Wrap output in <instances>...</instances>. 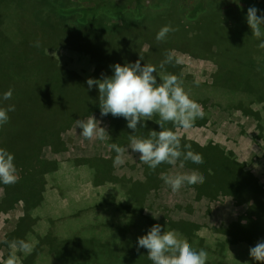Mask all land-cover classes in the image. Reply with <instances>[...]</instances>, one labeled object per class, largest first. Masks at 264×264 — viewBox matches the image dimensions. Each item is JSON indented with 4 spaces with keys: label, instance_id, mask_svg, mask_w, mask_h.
Wrapping results in <instances>:
<instances>
[{
    "label": "trees",
    "instance_id": "obj_1",
    "mask_svg": "<svg viewBox=\"0 0 264 264\" xmlns=\"http://www.w3.org/2000/svg\"><path fill=\"white\" fill-rule=\"evenodd\" d=\"M44 1L41 7L39 2H37L38 5L19 3V6L23 5L26 9L21 8V11L16 14L15 22V19L9 16L7 6L18 4L11 0H0V12L2 11L3 14L0 15V93L9 89L13 90L12 99L3 102L0 107H6L10 103L15 105V111L9 113L8 123L0 127V148L14 154L20 177L13 185L0 184L5 188L7 198L5 203L21 200L28 206L41 204L40 191L45 188L46 176L54 174L59 165L54 160L45 159L42 155L43 151L48 146L55 152L64 150L66 144L63 133L71 128L76 120L94 112L100 113L98 89L94 86L92 90H88L86 81L89 78L102 79V74L111 76L113 73L110 65L119 63L123 66L139 60L142 66L146 63L151 64L162 74L176 75L190 98L201 106L203 116L196 120L194 126H204L210 120L208 101L211 98L208 97L207 92L212 94L215 90L232 98L233 108L240 109L245 114H250L246 106L251 100L264 106V97L259 93V89L247 85L237 87V92L232 93L228 81L223 80L237 67L254 63L263 54L264 49L258 47L259 40L252 37L246 15L247 10L253 6L258 9V16L264 15V0ZM212 10L219 15L214 18L206 17ZM128 14L134 15L137 20H145L149 17L151 21L134 29L102 38L77 34V31L71 30L67 23L71 21L77 27H86L89 24L96 26L95 23L100 18L121 19ZM8 18L11 19L8 20ZM55 20L58 21L55 25L49 24ZM18 21L23 25L24 32L16 35L11 25ZM165 25H170L175 30L170 32L164 41H156L157 32ZM66 35L70 37L63 39ZM60 44L75 47L71 53L86 57L88 68L92 70L89 72L88 68L85 70V67L64 66L62 62L64 56L55 57L44 54L45 50ZM144 44H148L147 50L143 48ZM173 50H180L193 57L214 62L218 67L214 84L205 85L195 82L193 77L182 73L174 61L166 64L164 69H160L159 66L166 54L172 53ZM157 81L159 82V77ZM210 88L214 89L210 90ZM255 115L259 121H263L262 116L259 117L258 113ZM107 117L113 123L111 138L114 141L111 139L110 144L116 142L123 148L130 142L129 135L135 134L137 137L147 138L150 131L162 130L155 122L159 119L158 115H153L152 120L144 121V127L138 125L136 133L127 127L123 117H113L111 114ZM164 127L175 132L177 130L173 128L171 122L165 123ZM180 140L181 150L184 144H191V150L202 157L203 163L199 167L191 162H185V166L196 169L205 177L202 185L195 186L199 198L214 199L225 195L248 206L247 213L224 230L229 243H235L234 239L238 234L241 238H245L248 228L253 223L251 214L264 209V186L248 169L247 164L238 159L235 152L214 142L201 145L185 138ZM115 155L114 152L113 159ZM99 164L107 166V171H103ZM169 166L162 163L153 171L146 165V183L133 185L127 191H122L121 194L124 195L122 202L114 207L127 206L128 210L133 211V216L137 212L135 215L139 220L152 224L150 216L141 215L144 211V198L150 189L160 185L159 176L168 170ZM96 167L100 176L102 174L108 176L113 171V160L98 162ZM125 184H131V182ZM131 194L137 199L131 197ZM125 218L127 220L125 224H129L132 217ZM135 220L136 225L130 230L128 239H121V235L124 236L128 232L120 231L117 232L119 233L118 241L109 239L105 231H103L105 236H99L102 242L94 239L100 244L99 251L102 250L101 253L105 254L106 259H114L117 263L119 260H128L124 251H121L122 255L118 254V251L119 249H136L135 230L142 223ZM241 221L247 223L242 224ZM162 223L160 225L165 227L178 226L171 224L168 220ZM191 224L193 223L185 224V228H178L180 231L183 230L180 234L182 233L189 240L197 238L196 229L192 228ZM121 225L120 229L123 228ZM94 253L89 254V250L79 248L77 260L65 264H94L91 261V258L97 255ZM62 255L66 256L65 252L61 251L60 258L63 257ZM82 258L84 260H78ZM136 264L151 263L139 262L138 259Z\"/></svg>",
    "mask_w": 264,
    "mask_h": 264
},
{
    "label": "rangeland",
    "instance_id": "obj_2",
    "mask_svg": "<svg viewBox=\"0 0 264 264\" xmlns=\"http://www.w3.org/2000/svg\"><path fill=\"white\" fill-rule=\"evenodd\" d=\"M11 1L18 4L16 6H7V12L11 18L15 19V22L16 14L21 11V8L26 9L23 5L19 6V3L36 5L39 2L41 7L45 2L44 0ZM26 7L31 6L26 5ZM1 12L0 15H3ZM210 13L206 17L214 18L219 15L215 10H212ZM11 18H8V20ZM150 21L149 17L145 20H137L134 15L128 14L121 19L100 18L95 23L97 24L96 26L89 24L86 27H77L71 21H67V23L71 30L77 31V34L92 38H102L134 29ZM55 22L58 21L55 20L49 24L55 25ZM11 28L16 35L17 33L21 34L24 32L23 25L19 21L12 24ZM50 31L52 32V30ZM69 37V35H66L63 39H68ZM73 48L75 47L69 44H60L45 50L44 54L55 57L62 55L64 56V60H62L65 64H63L64 66H71L73 68L85 67V70H87V58L71 53L72 50H75ZM143 48L147 50L148 44H144ZM172 55L176 66L186 76L193 77L194 81L199 84H214V78L217 76L218 71V67L214 62L208 59L193 57L180 50H174ZM11 56L12 54L10 53ZM263 56L264 52L255 60L256 62L254 61V63L252 62L245 67L242 65L237 67L234 72L223 79L228 81L229 89L232 93L237 92V87L248 85V87L259 89V93L263 94L264 97ZM88 70L90 72L92 69L88 68ZM207 94L211 99L208 101L210 120L204 126L206 128L205 138L214 139L217 141V144L229 151H237L238 155L235 154L238 159L247 164L248 169L255 174L260 180L261 185L264 186L263 104L257 103L254 100L249 101L246 110L250 114H245L240 109H234L233 99L222 95L221 92L214 90L212 94H209V92ZM256 113L259 114V117L262 116L263 121H259L255 115ZM89 116L96 118L98 129L99 127L103 128L101 133L103 138H101V135H96L90 140L83 138L80 135V130L75 125L76 122L71 126V128L76 126V133L74 135L70 134L71 128L63 133L66 144L64 151L65 149L68 151L69 149H75L68 155L58 156L57 159L60 160L58 170L54 174L46 176L45 188L40 191L42 205L40 209H36H43L42 213L45 215V218L40 212V223L37 222L31 227H26L23 232L20 230L21 235L19 237H16L17 235L15 236L14 234L8 236L6 239L7 243L13 239H29L34 243L32 253L27 256L20 255L18 264H65L67 262H74L77 260L79 248L89 250V254L93 252L97 254L91 258L94 264H121V262L123 264H136L138 259L139 262L147 263L149 261L152 264L147 258L148 251L146 249L141 248L137 251V238L146 235L152 225L157 223L163 224L162 222L166 220L178 226L174 228H171L169 225L167 227L162 226V231L175 230L180 233L183 230L180 231L178 228H185V224L193 223L191 225H193L192 228L196 229V237L198 239L189 240L182 233L181 235L187 239L194 249L199 250L203 248L207 251L208 259L206 264H258V262L250 257L249 249L254 247L259 241L264 240V209L251 214V222L253 223L248 228L245 238H241L238 234L235 236V243H229L226 240L224 230H227L233 223L239 221V218L248 211L246 204H241L230 196L221 195L214 199L206 197L202 200V203H194L192 202V198L194 196L196 198L195 192L193 195L192 191L185 189V187H182L183 189L181 188L177 193H172L168 189L158 193H147L146 198H144V211L141 212V215L150 216L152 224L139 220L138 216L136 217L135 215L137 212L133 216V211L128 210L129 207L127 206H121V208L114 207L118 205L120 200L122 202V198L124 197L121 194L122 191L118 190V188L121 189L122 185L128 181H131V184H125L122 188L127 189L133 186V183L137 184L135 181L138 179L139 174L142 173L141 167H143V164L139 161V153H134L131 149H125L121 156L123 163L115 167L113 166V171L108 176H103V174L100 176L97 173L98 167L96 166L98 162L96 161H74L75 159L84 158L85 155L89 154V152L83 149V145H86L88 149L92 147V150L95 149L98 152L104 149L111 156L114 154V151L110 148L111 139L114 141L111 138L112 121L101 116L99 112L89 114L83 117L82 120ZM224 125L226 126L223 128ZM109 126L111 127L110 131ZM243 126L247 127V130L251 129V132H247L246 129L243 131ZM228 127L231 130H226ZM261 130H263L262 133ZM201 131H199V135ZM182 134L183 132H179L178 136H184ZM238 135H242V140L238 139ZM53 152V148L48 146L44 149L43 156L48 160H54L55 154ZM99 167L103 171H107V166L99 164ZM176 170H179V166H175L173 172L175 173ZM108 188L110 190L107 192L106 189ZM2 191L0 190V194ZM131 197L137 199L133 194H131ZM6 214L0 213L3 220L0 222V226H4V220L7 219ZM46 216L49 220L53 221L43 225ZM126 216L132 217L129 224L124 223V221H127ZM135 219L142 223L135 230L134 238L136 240L134 244L136 249H119L118 254L122 255L121 251H124L127 254L126 258L128 260H119L117 263L114 259H106L105 254L101 253L102 250L99 251L100 247L98 246L100 244L96 243L94 239H99L102 242L101 237L105 236L103 231L113 241L119 240L117 236L119 234L117 233L118 231L128 232L120 237L123 240L128 239L130 230L136 225ZM120 225L123 227L122 229L119 228ZM104 226L107 227L105 228ZM91 239L93 240L90 242ZM7 243L0 245V264H3V261L9 254ZM61 251L65 252L66 256L62 255L63 257L60 258ZM86 257L89 256L86 255ZM78 260H84V258Z\"/></svg>",
    "mask_w": 264,
    "mask_h": 264
},
{
    "label": "clouds",
    "instance_id": "obj_3",
    "mask_svg": "<svg viewBox=\"0 0 264 264\" xmlns=\"http://www.w3.org/2000/svg\"><path fill=\"white\" fill-rule=\"evenodd\" d=\"M257 13L256 7H250L246 20L252 37L259 40L258 47L264 49V15L258 16ZM174 30L170 25L161 27L156 34V41H164ZM36 46H39L38 42ZM140 59L143 60L141 57ZM173 61L172 53H167L159 66L160 69H164L166 64ZM110 68L113 73L111 76L102 74V79L89 78L86 81L88 90H92L94 86L98 89L101 116L111 114L113 117H123L127 127L136 133L138 125L144 127V121L152 120L153 115H158L159 119L155 122L162 129L159 132L150 131L147 138L129 135L128 150L139 153V161L153 171L162 163L176 166L178 161L181 168L185 167V162L202 166V157L191 150V144H184L181 150L179 136L175 131L164 127L165 123L171 122L174 129L188 130L203 116L201 106L190 98L178 77L174 74H162L151 64L146 63L142 66L139 60L123 66L117 63L110 65ZM12 97V89L0 93V104L10 101ZM14 111L15 105L11 103L6 107H0V127L8 123L9 113ZM76 125L80 135L85 139L90 140L96 135L103 138L101 134L103 128L98 129L94 116L76 120ZM110 148L116 153L113 166L122 164L121 156L125 149L115 143L111 144ZM19 179L14 154L0 148V184L13 185ZM204 182L205 177L196 169L185 174L164 177V183L172 193H177L182 187L202 185ZM33 246L34 243L29 239H13L8 242L9 254L3 264H18L20 255L31 254ZM141 248L148 251L147 258L152 264H206L208 259V253L203 248L194 249L187 239L175 230L162 232L160 224L152 225L146 235L137 238V251ZM249 255L258 264H264V240L251 247Z\"/></svg>",
    "mask_w": 264,
    "mask_h": 264
},
{
    "label": "crops",
    "instance_id": "obj_4",
    "mask_svg": "<svg viewBox=\"0 0 264 264\" xmlns=\"http://www.w3.org/2000/svg\"><path fill=\"white\" fill-rule=\"evenodd\" d=\"M105 117L108 120H110L107 116H104V118ZM76 126L74 128L72 127L73 129L71 128L70 134L74 135L76 133L75 132ZM204 126L197 125V126H194V127H192L191 129H188V130L177 129L179 131L177 133V130H176V134L178 135L179 132H183L182 135H184V136L181 135L182 137H179V138L189 139V140L194 141V142H197V143H199L201 145H206L209 142L216 143L217 141H215L214 139L205 138L206 128ZM225 126L226 125H224L223 128ZM200 127H201V129H200ZM242 129H243V131H245V129L247 130V127L243 126ZM110 130H111V127L109 126V131ZM200 130H202V131H201V134L199 135V133H200L199 131ZM226 130L229 131V130H231V128L229 129V127H228V128H226ZM247 132H251V129L247 130ZM241 136L242 135H238V139L240 138L242 140V137ZM63 139L65 141V138L64 137H63ZM239 142H237V143H239ZM74 149L73 150H70L69 149V151L65 149V151L62 150L60 152H55L54 151L53 152V154H55L54 161H56L59 164V161L60 160H58L57 157L58 156H61V155H68V154L71 153V151H74ZM83 149L86 152H89V154L85 155L84 158L75 159L74 161H81V162H92V161L105 162L106 161L107 162V161H109V160H111L113 158V154L111 156L110 153H107L104 149H102L100 152H98V150L97 151L95 149L92 150V147H91V149H88V147L86 145H83ZM124 149H128L127 146H125ZM234 152L238 155V152L237 151H234ZM51 161H53V160H51ZM145 166L146 165L143 164V167H141L142 168V173L139 174L138 179L135 181V182H137V184L133 183L134 185H141V184L146 183V181H147V173H146V170H145V168H146ZM176 166H179V161L177 162V165ZM174 169H175V166H171L170 165L168 170H166L164 173L160 174V176H159V178L161 179L160 185L157 186L156 188L150 189L149 193L150 194H152V193H158V192L164 191L166 189L170 190V188L164 183V177H166L168 175L175 176V175H178V174H185V173H188L190 170H192V168L187 167V166H185L184 168H181L179 166V170H176L175 173H174L173 172ZM128 182H131V181H128ZM124 185L125 184H123L122 187ZM122 187H121V189L118 188V190H121L123 192L124 191H127L128 188L127 189H124ZM185 189L192 191V194L193 195H194V192H195L196 198H195V196H194V198H192V202H194V203H202V200L206 198V197H202V198H199L198 197V193L196 192L195 186H190V187L185 186ZM0 190L1 191L3 190L2 193L0 194V213L1 212L7 213L6 214V218L7 219L4 220L5 221L4 226H0V245H2V244L7 243V240L6 239L8 238V236H11V235H14L15 234V236L17 235L16 237H19L21 235L20 230L23 232L24 229H26V227H31L34 223L39 222L40 221V219H39L40 218V212H41V214H43L42 213L43 209L42 210H36L37 208L40 209L42 204L28 206L24 201H21V202L20 201H16L14 203H7V202L5 203V201H6L5 199H7L6 198L5 188L2 185H0ZM106 190L108 192L110 190V188H108ZM18 202H20V204H18ZM120 202H121V200L119 201V203ZM44 218H45V215H44ZM1 221H3V220L1 219V216H0V222ZM51 221H53V220H49L48 217L46 216V219H44V224L43 225H46L47 223H50ZM40 225H42V224H40Z\"/></svg>",
    "mask_w": 264,
    "mask_h": 264
}]
</instances>
